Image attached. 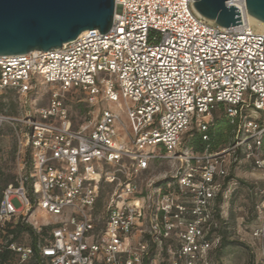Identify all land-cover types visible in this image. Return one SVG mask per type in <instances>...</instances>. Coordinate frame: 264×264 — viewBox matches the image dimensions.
<instances>
[{
  "label": "built area",
  "instance_id": "2783aa9c",
  "mask_svg": "<svg viewBox=\"0 0 264 264\" xmlns=\"http://www.w3.org/2000/svg\"><path fill=\"white\" fill-rule=\"evenodd\" d=\"M228 5L243 24L219 25L195 0H116L105 33L87 29L61 47L0 55V95L27 94L39 80L56 86L47 106L22 118L0 109L19 152L31 154L30 169L0 199V259L9 250L18 264L36 255L40 264H145L173 238L167 264H212L220 237L207 238L204 224L215 216L226 153L241 147L264 170V32L244 18L246 0ZM70 91L98 105L97 115L75 124ZM218 103L242 136L222 153L182 151L185 133L195 123L206 131ZM252 108L260 117L246 114ZM165 160L182 164L180 192L154 181L144 189L141 175ZM36 207L63 218L48 234V224L33 222L36 247L21 245L12 230ZM253 234L264 240V226Z\"/></svg>",
  "mask_w": 264,
  "mask_h": 264
},
{
  "label": "rangeland",
  "instance_id": "374dc122",
  "mask_svg": "<svg viewBox=\"0 0 264 264\" xmlns=\"http://www.w3.org/2000/svg\"><path fill=\"white\" fill-rule=\"evenodd\" d=\"M55 89V85L39 80L32 91L27 94L7 90L0 95V109L5 114L22 118L40 107L47 106ZM83 98L84 95L76 91L66 92L65 94L75 124L86 118L95 117L99 109L98 105H89ZM245 100H247V97ZM251 114L254 118L261 115L255 108L251 109ZM210 118L214 120L215 124L222 123L226 128L225 132H228L229 124L222 109L216 108L211 117H207L205 120ZM195 125L196 123L185 133L181 145L182 151H187L192 139L198 133ZM17 127L20 129L22 125L17 124ZM236 128L238 129L234 125L232 131L235 132ZM18 145L14 127L8 122L0 124V191L5 189L8 184L15 182L30 169L31 154L29 151L24 154L20 153ZM233 145L235 143L231 138L230 143L222 147L228 146L231 148ZM243 155L244 152L240 147L237 150L229 151L224 157L227 172L229 174L233 173L236 178L244 179L246 183L245 185L240 183L235 185L234 188H237L235 193L230 191L227 197H224V230L227 241L232 243H228L221 253L218 250L214 254L212 264H264V240L257 239L253 234L256 228L264 226V170L256 168L249 159L243 158ZM181 166V162L174 160L155 162L147 172L141 175L139 182L144 186V189L148 182L154 181L158 186L166 187L178 193L180 189L177 186L175 176ZM110 192L111 186H106L102 194V202L106 200ZM30 194L32 195L31 191ZM13 203L16 207L21 206L18 199H14ZM119 206H121V203ZM62 218L58 215L46 213L40 207H36L30 217L31 222L28 224L37 230L36 225L48 224L45 226L50 227ZM33 222H36V225ZM34 237L35 234L24 232L19 235L17 242L21 245H28L32 243ZM137 238L141 237L137 235ZM151 254L152 251L150 257ZM39 263L36 256H33L24 264ZM11 264H18V256H13ZM150 264L166 263L161 257L155 256Z\"/></svg>",
  "mask_w": 264,
  "mask_h": 264
},
{
  "label": "water",
  "instance_id": "95a60500",
  "mask_svg": "<svg viewBox=\"0 0 264 264\" xmlns=\"http://www.w3.org/2000/svg\"><path fill=\"white\" fill-rule=\"evenodd\" d=\"M231 0H195L200 14L230 27L242 23ZM248 13L264 22V0H246ZM116 0H0V55L61 47L87 29H110Z\"/></svg>",
  "mask_w": 264,
  "mask_h": 264
},
{
  "label": "trees",
  "instance_id": "16d2710c",
  "mask_svg": "<svg viewBox=\"0 0 264 264\" xmlns=\"http://www.w3.org/2000/svg\"><path fill=\"white\" fill-rule=\"evenodd\" d=\"M216 108H220L224 111V114L227 117V121L229 124L228 132L227 133L225 132L226 128L222 123L218 122L215 124L214 120L212 118L208 123L209 125H208V129L206 131H203L200 127L196 126L197 125L196 124L195 127H196L198 133L192 139L190 145L188 146L187 151L191 150L192 153H205L207 151H209L211 153H222L223 151L228 150L230 148L228 146H225V147H222V146L230 143L231 138L233 139V143H235L237 141V139L242 136L241 133H238L237 128L235 129V132L232 131V127L236 124L231 121V119L229 118V116L227 114V112H228L227 111V108H228L227 104L218 103ZM246 114L251 115V109H248L246 111ZM204 136H208V138L205 139ZM263 150H264V141H263ZM243 158H245L244 155H243ZM249 160L253 163V160H251V159H249ZM215 183L220 185V190H219L217 197L215 199V204H216L215 216H214V219L209 220V221L205 222V224H204V229H205L207 238H209L211 240H215L217 237H220L219 244L211 251V254H210L211 260L214 257V254H216L218 250L221 253L222 250L227 246L228 243H232V242L227 241L225 230H224V228H225L224 227L225 218L223 215L224 197H227V194L230 193V191H232L231 193H235V191L237 189V188H234L235 185H237L239 183L241 185H245L246 182L244 181V179L236 178L233 173L232 174L227 173L225 175L216 176ZM3 190L0 191V199H1V196L3 193ZM51 228H52L51 226L46 227L45 228V234H48V232H49V230H51ZM12 232L15 233L14 239H16V240L19 237V235H21L24 232H30V233L35 234V237L33 238V241H32V244L34 247H36L37 242H38L39 237H40L39 235L36 234L35 228L32 225L27 224V223H19L18 226L15 228V230H12ZM176 241L177 240L173 239V238L167 239L165 241L163 255L161 258L164 259V262L166 264L168 263V255H169L168 251H167V247L170 243L176 244ZM157 250L158 249H155V248L152 249L151 257L147 258L145 260V264L151 263V260L155 256H157V253H158ZM11 254L12 253L9 250L5 251L1 255V259H0L1 264H5V262H7L11 258H13V256ZM36 260L39 263L38 255H36Z\"/></svg>",
  "mask_w": 264,
  "mask_h": 264
},
{
  "label": "bare ground",
  "instance_id": "6f19581e",
  "mask_svg": "<svg viewBox=\"0 0 264 264\" xmlns=\"http://www.w3.org/2000/svg\"><path fill=\"white\" fill-rule=\"evenodd\" d=\"M243 16L246 20H248L256 29L261 30L264 32V22L252 17L247 10L246 6H242Z\"/></svg>",
  "mask_w": 264,
  "mask_h": 264
}]
</instances>
